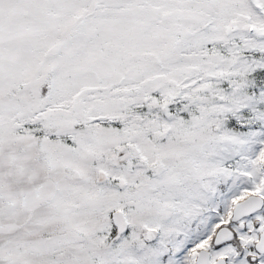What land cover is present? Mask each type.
<instances>
[{
  "label": "snow or ice",
  "instance_id": "snow-or-ice-1",
  "mask_svg": "<svg viewBox=\"0 0 264 264\" xmlns=\"http://www.w3.org/2000/svg\"><path fill=\"white\" fill-rule=\"evenodd\" d=\"M0 264H264V0H0Z\"/></svg>",
  "mask_w": 264,
  "mask_h": 264
}]
</instances>
